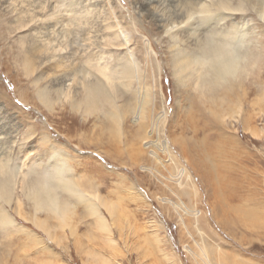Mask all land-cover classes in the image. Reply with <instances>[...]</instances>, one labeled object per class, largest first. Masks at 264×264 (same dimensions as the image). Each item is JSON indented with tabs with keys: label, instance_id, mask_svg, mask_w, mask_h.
I'll use <instances>...</instances> for the list:
<instances>
[{
	"label": "rangeland",
	"instance_id": "1",
	"mask_svg": "<svg viewBox=\"0 0 264 264\" xmlns=\"http://www.w3.org/2000/svg\"><path fill=\"white\" fill-rule=\"evenodd\" d=\"M1 1L6 3L0 5V157L26 174L27 186L36 173L50 175L57 165L64 166L66 178L96 193L97 214L109 230L100 228L86 200L58 189L70 205L72 234L69 225L60 227L43 211L38 219L56 240L36 227L32 217L14 216L12 224L0 226V264H101L98 259L102 264H264V111L251 107L257 70L243 79L246 99L236 109L240 112L232 114L251 116L250 126L258 132L254 136L240 119L226 115L221 121L214 115L216 107L197 92L193 76L184 85L173 76L169 42L160 26V15L177 14L168 4L171 0H161L160 8H152L149 0H63L74 15L82 12L83 17L75 18L77 25L73 22L78 32L74 28L60 38L59 53L48 55L33 48V41L48 40L38 16L18 28L14 5ZM15 1L20 10L23 5L34 11L41 6L51 12L57 0ZM235 21L246 23L250 47L262 50L264 81V18L250 8ZM117 23L127 33L115 39L106 26L118 30ZM125 37L130 41L123 45ZM100 51V61L109 70L130 64L134 73L128 88L116 75L117 107H137L146 88L152 95L144 115L126 113L119 129L103 112L85 113L59 101L56 93L76 75L75 68L85 67L86 56L97 58ZM24 57L32 63L28 73ZM243 87L234 86L233 97ZM38 88L48 91L52 109L38 99ZM163 112L164 125L154 123L151 132L155 160L152 151H140L139 145L143 125L151 128ZM165 139L190 174L183 188L177 185L178 168L161 149ZM22 192L16 189L15 196L30 214L32 203ZM102 202L116 206L115 214Z\"/></svg>",
	"mask_w": 264,
	"mask_h": 264
},
{
	"label": "bare ground",
	"instance_id": "2",
	"mask_svg": "<svg viewBox=\"0 0 264 264\" xmlns=\"http://www.w3.org/2000/svg\"><path fill=\"white\" fill-rule=\"evenodd\" d=\"M160 1L161 0H149L148 4L152 8H160ZM15 2V0H9L7 5L8 7L14 5L13 11H17L14 19L18 28H22L25 25V21H33V15L35 14L38 16L36 20L40 22L41 26H44L43 29L45 32L43 34L48 40L45 41L42 39L40 42L33 41L32 43L37 47H33L34 49H39L37 50L39 55H48L47 53L49 52L54 54L57 52L59 53L60 48L56 47H58L60 38L65 39L74 28L77 31V28H79V26H76L77 22L83 17L82 12L78 15H74L69 5L67 6L68 3L66 4L63 0H57L55 5L53 3V7L50 9L51 12H47L46 8H42L41 6L34 11L33 9L29 10L24 8L25 5H23L24 9L22 8V10H20L15 6ZM4 3H6V1H1L0 5H4ZM168 4L175 8L177 14L175 17L160 15V26L169 42L168 54L172 62L171 68L173 76L179 79L178 82L184 85L189 77L193 76L197 92L204 98V101L216 107V110L213 112L214 115L219 116V119L224 121L226 115L231 117L233 113L240 112L236 109L239 107L241 108L240 102L246 99L245 95L247 89L243 87V79L245 80L247 75L256 69L257 71L254 74L256 78L255 86L257 88L255 90L256 95L254 99L251 100V107L252 105H256L260 112L261 110L264 111V81L261 79L262 76L260 74L263 53L258 46V48H254L256 45L250 47L247 30L245 29L246 23L235 21L238 18L242 20L244 13L250 8H253L254 12L260 18H264V0H171ZM109 7H111V5ZM30 11L32 13H30ZM73 18L79 20L77 21V19H75V21ZM73 22H76V25ZM68 25L71 26V28H69ZM115 26L118 30L114 29L112 25L106 26L113 31L115 39L121 35L126 36L125 33H127V30L124 26L120 23H117ZM80 27L82 28L81 24ZM128 41H130V38L125 37L123 45L129 43ZM101 54L102 51H100L97 58L92 55L86 56L87 60H85V62L87 66L85 64V67L80 70L75 68L76 75L69 76L66 79L68 83L58 87L56 93L58 94L59 101L67 102L73 108L82 107L85 113L94 112L95 110H99L101 113L103 112L105 118L111 120L119 129V120L123 119L126 113H134L138 118L144 115L145 111L148 110L147 108L151 102L152 95L150 88H146V91L140 98L139 108L138 106L132 107L131 109L130 106H125V109L117 107L116 103L120 88L118 87V81H115L116 75H118L117 78L121 80L119 83L123 87L128 88L134 77L132 75L134 73L130 64L121 67L120 71L109 70L104 66L105 64L101 63ZM26 58L24 57L25 60H28L23 63V67L26 73H28L32 70V63L29 61V57ZM91 68L93 71H91ZM91 77H94V79L91 80ZM236 85L243 87L242 94L240 95L237 93L239 97H233L232 94V90L233 92L236 90L233 88ZM73 92L82 95L80 100H76L75 95H71ZM36 94L45 107L52 109L51 97L45 88H38ZM165 117L166 112L158 115L156 120L151 123V128L147 125L146 127L143 125L145 131L141 136L139 149L140 151H144L146 148V150L152 151V156L155 160L158 157L156 158V147L154 151L152 150L154 143L151 140V132L154 131V123L157 124L159 121L160 124L163 123L164 125ZM232 117H234L236 121L240 119L245 125V128L250 130L254 136L258 135L257 129L250 126L251 116H240L241 118L237 116ZM171 148L173 147L170 140L165 139L161 149L168 155L173 165L178 168L177 175H180V177L177 185L183 188V186L187 184L184 182H190L191 177L185 165L178 161V158ZM233 155H235L234 152H232V156ZM63 168L64 166L61 167L57 165V168L55 170L53 169V174L50 175H42V173L38 172L39 174L36 173L34 177L33 184L27 186L26 174L21 175V171L18 169L14 171L15 168L9 165L8 159L0 157V226L12 224V222H14L12 217L14 216L32 217L30 221L33 222L36 227L42 229L45 234L48 235V238L50 237V240H52L53 237L50 233L51 229L48 230L45 226L46 224L40 221V218L38 219L37 213L43 211L46 212L49 217L57 219L60 227L63 228L69 225L72 234L74 225H70V205L67 201L63 200L57 192L58 189H62L70 195L77 196L81 200H86L87 202L85 204L89 205L88 208L90 213L99 217L97 223L100 228L108 232L109 229L106 222H104V220L102 221L100 214H97L98 210L96 208V203H98V197L96 193L91 190H84L76 181L68 177L66 178ZM192 185L193 184H191V188L195 189ZM16 189H20L21 192L23 191L22 193H24V196L31 201L32 213L26 214L22 210V200L18 198V196H15ZM185 193H187V191ZM102 203L104 204L105 202ZM104 205L111 215L117 210L115 208L116 206L114 207L110 204ZM10 208L13 210L9 211ZM13 213L14 215H11ZM30 232L32 233L33 231ZM262 235L264 236V234ZM63 237L65 238V234ZM106 239L107 242L111 240L110 237V240L108 238ZM112 241L113 240H111L110 243ZM78 243L80 245V242ZM98 262L102 264L103 260L98 259Z\"/></svg>",
	"mask_w": 264,
	"mask_h": 264
}]
</instances>
